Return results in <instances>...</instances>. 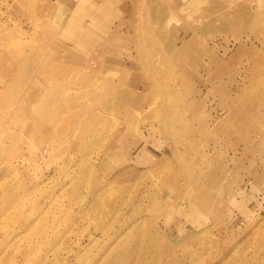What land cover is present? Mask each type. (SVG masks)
<instances>
[{
  "label": "rangeland",
  "instance_id": "1",
  "mask_svg": "<svg viewBox=\"0 0 264 264\" xmlns=\"http://www.w3.org/2000/svg\"><path fill=\"white\" fill-rule=\"evenodd\" d=\"M0 264H264V0H0Z\"/></svg>",
  "mask_w": 264,
  "mask_h": 264
}]
</instances>
